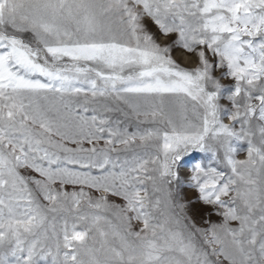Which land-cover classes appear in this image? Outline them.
Returning a JSON list of instances; mask_svg holds the SVG:
<instances>
[{
	"label": "snow or ice",
	"instance_id": "snow-or-ice-1",
	"mask_svg": "<svg viewBox=\"0 0 264 264\" xmlns=\"http://www.w3.org/2000/svg\"><path fill=\"white\" fill-rule=\"evenodd\" d=\"M0 264H264V0H0Z\"/></svg>",
	"mask_w": 264,
	"mask_h": 264
}]
</instances>
